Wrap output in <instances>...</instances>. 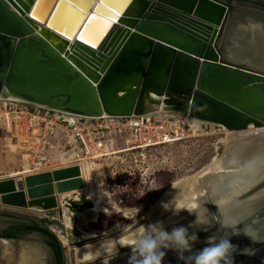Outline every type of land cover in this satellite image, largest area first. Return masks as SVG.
Here are the masks:
<instances>
[{
	"label": "water",
	"instance_id": "obj_1",
	"mask_svg": "<svg viewBox=\"0 0 264 264\" xmlns=\"http://www.w3.org/2000/svg\"><path fill=\"white\" fill-rule=\"evenodd\" d=\"M250 2L264 5V0ZM249 15L250 9L223 0H0V96L97 116L148 113L151 104L161 102L153 98L157 95L165 96L169 111L228 129H246L249 124L260 128L264 66L237 62L224 53L232 29ZM89 16L97 19L89 21ZM253 135L254 167L240 177L232 170L222 172L223 183L233 182L218 185L219 195H227L237 187L234 181L253 179L249 188L230 197H255L250 203L254 209L240 219L248 225L264 222V136ZM83 185L79 164L0 177V240L6 241L0 247L7 249L8 242L15 241L39 243L48 248L53 264H67L65 246L44 219L62 229L64 206L71 220L67 238L83 236L73 213L91 208L92 199L85 193L61 196ZM205 199L218 197L207 192ZM1 205L35 209L46 218ZM205 206L209 215H218L215 204ZM56 214L60 219H54ZM218 227L197 229L194 248H203L213 230L223 235ZM236 238L241 236H231V242ZM11 250L17 255L18 247ZM171 252L163 264H183ZM253 260L264 264L263 258ZM1 264H6L5 258Z\"/></svg>",
	"mask_w": 264,
	"mask_h": 264
},
{
	"label": "rangeland",
	"instance_id": "obj_2",
	"mask_svg": "<svg viewBox=\"0 0 264 264\" xmlns=\"http://www.w3.org/2000/svg\"><path fill=\"white\" fill-rule=\"evenodd\" d=\"M207 131V134L144 151L125 150L119 139L112 140L110 152L85 161L84 187L80 189L81 193L96 198L99 193L103 196L102 200L107 199L105 204L107 211L99 213L96 221L89 222L87 225H83L79 218L74 217L76 225L86 232L101 234L113 231L116 224L125 228L129 223L137 222L149 211V207L157 201L172 181L196 173L199 168L209 164L214 156H221L225 146L222 142L226 136L224 128L220 125H208ZM22 158L20 150L14 146L10 135L0 126V176L4 177L8 173L21 170L24 163ZM71 192L67 195L72 196L78 193L76 190ZM1 208L46 218L43 212L35 209L13 208L5 205H1ZM130 208L137 210L129 213ZM126 212H128L127 217ZM3 218L4 216L0 215V219ZM44 222L48 223L56 233L62 231L55 221L44 219ZM175 222L176 220L173 224ZM8 244L7 249L0 247V264L1 259L6 256H15V251L11 250L15 247H18V254H22L26 264H53L50 251L42 244L30 241H15ZM81 245L83 243L76 244V246Z\"/></svg>",
	"mask_w": 264,
	"mask_h": 264
},
{
	"label": "bare ground",
	"instance_id": "obj_3",
	"mask_svg": "<svg viewBox=\"0 0 264 264\" xmlns=\"http://www.w3.org/2000/svg\"><path fill=\"white\" fill-rule=\"evenodd\" d=\"M109 15L112 14L109 13ZM250 17L251 16H248V18ZM247 22L244 23V25L247 26H244L241 29L240 27L237 26H235L232 29V33H231L232 35H229V38L226 41L224 47V51H225L224 53L227 58L237 62H242L253 66H264V39H263L264 37H262L261 35L259 36L258 32L257 34L255 31H252V29L254 28H252V26L248 27ZM238 25H240V22ZM0 97L19 99L18 97L11 96L9 94L1 95ZM153 98H158L159 100H161V102L158 104L150 105L151 113L155 112L159 114H165L169 112L167 105L163 101L165 96L153 95ZM194 120L197 123H201L200 122L201 119L195 118ZM216 124L222 126L226 134L224 139L221 138L222 142L225 145L224 151L221 154V156H214L209 164L204 165L202 168H199V170L196 173L190 175L188 174L172 181L170 185H168L167 188L160 194L157 201L149 207L150 209L148 212L143 214L140 217V219L137 220V222L135 221L134 223L132 224L129 223L127 226H125V229H131V232H126L122 234L119 232V230L115 228L113 231L104 232L102 235V233L96 234V233L86 232L78 226L83 231L84 235L80 236L74 233L73 239L69 240L67 238L65 229L68 226H70L71 223L70 217L68 216L70 212L69 209L63 206L62 207L63 218L60 219L59 216L56 214L54 219L59 218L63 222L62 231L61 232L59 231L56 234H58L63 245L66 248V255L68 258L67 264L69 263L70 264H101L100 259L91 262L90 257L96 254L95 250L99 247V244L103 239L106 243H110L113 246H115L119 242V240L125 239L127 235H131L132 232L138 231L139 228H141L144 224L147 223L162 221L164 223L165 228L169 231L171 230L172 227L175 226H179V225L187 226L191 221L195 219V217L193 215H189L186 211H181L179 216H175L176 217L175 219L173 218L174 216L171 214L170 211L164 213L165 210L162 208L161 202L170 201L172 198L180 203H184V202L203 203L206 200L205 195L208 192L214 195L215 198L218 197V200L214 199V201L219 202V212H218V206L215 205V208H217L218 215H223L225 217H234L236 219H241L247 216V214H249L254 209V205L250 203L254 202L253 198L255 197L253 196L243 200H240L239 198L236 199L231 198L232 199L231 200L230 197L238 195L239 193L249 188L253 184L252 183L253 179L249 180L248 177L245 176V178L243 179H247V180H245L244 182H240L238 180L234 181L240 183V185L238 189H236L235 187L234 188L230 187L232 189L229 192H227V195L225 194L219 195L220 190L218 188V185H221L222 182V180L220 179V177H222L221 176L222 172L232 170L234 174L239 173V177H240V174H242V172L245 171L248 167H254L253 161H250V158L252 157L251 154L252 153L254 154V151L251 149L254 146L252 144L253 139L251 137L254 136L253 134L259 135L260 136L259 138L263 137L264 126L260 128H256L253 126V124H249L246 129L234 130V129H228L220 123H216ZM247 145L251 147H248ZM110 151L111 150H109L108 152ZM67 154H65V156L61 154L54 156L50 160L49 166L51 165L57 166V164L64 163L67 160L66 158L68 157ZM85 166H86L85 161L84 160L80 161L82 178H83V172ZM24 172H29L28 167H25V170L22 171L16 170L15 172L8 174L6 176H23L25 174H28ZM200 178L202 179L201 182L198 181L200 180ZM232 182H233L232 180H229L226 183L222 182V186H224V184L225 185L228 184L229 186H231L230 184ZM80 189L76 191H78V193H81ZM67 194L69 193L68 192L64 193L61 196ZM87 196H89L90 198L92 197L91 199L94 205L91 208H84L83 210H75V212L73 213L74 217L79 218L83 225H87L89 222L96 221L99 213L101 212L103 213L107 211L105 207V204L107 203V199L102 200L93 197L91 195H87ZM136 210L137 209L135 208H130L128 212L132 213ZM128 212L125 213L126 217ZM174 220H176V222L173 224ZM180 220L186 222H181ZM178 221H180L181 223ZM245 225L248 227L251 226L248 224ZM245 225L239 224L237 227L243 229ZM190 231H192V229H190ZM115 234L118 235L116 236ZM239 235L245 236L242 231ZM117 237L119 239H117ZM0 242L2 244L3 242L6 241L0 240ZM81 243H83V245L76 246V244H81ZM117 247H118V254L111 260L110 264H127L128 256L131 254L130 249L128 247H120L119 245ZM170 254L172 256L176 255V253L173 252H171ZM5 261L6 264L27 263V262L24 263L21 253L19 254L17 253V255L15 256L8 255L6 256Z\"/></svg>",
	"mask_w": 264,
	"mask_h": 264
},
{
	"label": "built area",
	"instance_id": "obj_4",
	"mask_svg": "<svg viewBox=\"0 0 264 264\" xmlns=\"http://www.w3.org/2000/svg\"><path fill=\"white\" fill-rule=\"evenodd\" d=\"M194 119L174 111L88 116L0 97V126L20 150L24 161L21 171L28 167L29 172H24L28 174L104 156L114 139L121 141L123 149L144 151L207 134L208 125H218ZM60 154H67V160L49 166Z\"/></svg>",
	"mask_w": 264,
	"mask_h": 264
},
{
	"label": "clouds",
	"instance_id": "obj_5",
	"mask_svg": "<svg viewBox=\"0 0 264 264\" xmlns=\"http://www.w3.org/2000/svg\"><path fill=\"white\" fill-rule=\"evenodd\" d=\"M97 196L98 199L103 198L99 193ZM206 202L217 205L219 212V202L214 200L203 203H180L172 198L170 201L161 202L162 208L170 211L173 216H179L181 211H186L195 219L187 226H175L170 231L165 228L162 221L144 224L138 231L119 240L115 246L106 243L103 239L95 250L96 254L90 257L91 262L100 259L101 264H110L118 254L119 245L130 249L131 254L128 256L127 264H163V259L169 250L174 251L177 259L183 261V264H234L233 253L237 252V246L231 243V236L239 235L242 231L254 242L264 241L259 239L258 234L246 226L243 220L212 212V215H209ZM241 223L245 225L243 229L237 227ZM213 225H219L218 229L223 235L219 238H209L203 248H194L195 242L199 239L196 230L207 232ZM115 228L122 234L131 232V229H125L122 225L116 224ZM239 251L242 254L253 255L255 250L246 247Z\"/></svg>",
	"mask_w": 264,
	"mask_h": 264
},
{
	"label": "flooded vegetation",
	"instance_id": "obj_6",
	"mask_svg": "<svg viewBox=\"0 0 264 264\" xmlns=\"http://www.w3.org/2000/svg\"><path fill=\"white\" fill-rule=\"evenodd\" d=\"M226 1L228 4H235L237 7H245L246 9H250L251 16L250 18H246L242 22H240V25H237V27L243 28L245 22L248 20V27L252 26V31H255L259 36L261 35L264 37V5L260 4L258 2H250V0H223ZM235 8V7H234ZM260 14L261 16H259ZM249 29V28H248ZM250 30V29H249ZM264 39V38H263ZM234 184L237 185L235 187L238 189L240 183L234 182ZM225 185V184H224ZM228 185V184H226ZM225 187V186H224ZM262 218V216H260ZM261 218H258L260 220ZM262 220V219H261ZM24 222V221H21ZM247 224V223H246ZM250 229H252L256 234H258L259 239L264 240V222L262 224L253 223V225L249 226ZM215 231V232H213ZM211 234H208L206 236V239L209 238H219L222 236V234L217 233V230H213ZM215 235L213 236V234ZM232 244L237 246V252L233 253V259L234 264H256V262L253 260L254 257L256 258H263L264 259V241H252L251 239L247 238V236H241V239H234L231 242ZM251 248L254 249L253 255H247L242 254L239 250L244 248Z\"/></svg>",
	"mask_w": 264,
	"mask_h": 264
},
{
	"label": "snow or ice",
	"instance_id": "obj_7",
	"mask_svg": "<svg viewBox=\"0 0 264 264\" xmlns=\"http://www.w3.org/2000/svg\"><path fill=\"white\" fill-rule=\"evenodd\" d=\"M104 7L107 8L108 5H107V4H104ZM87 19H88L89 21H93V20L97 19V17H95V16H89V17H87ZM100 19H103V17H100ZM109 22H110V21H106V22H105V27H107V25H108ZM88 27H89V28H92V25L89 24ZM85 43H87V41H85Z\"/></svg>",
	"mask_w": 264,
	"mask_h": 264
},
{
	"label": "crops",
	"instance_id": "obj_8",
	"mask_svg": "<svg viewBox=\"0 0 264 264\" xmlns=\"http://www.w3.org/2000/svg\"><path fill=\"white\" fill-rule=\"evenodd\" d=\"M8 174H11V173H8ZM8 174H7V175H8Z\"/></svg>",
	"mask_w": 264,
	"mask_h": 264
}]
</instances>
